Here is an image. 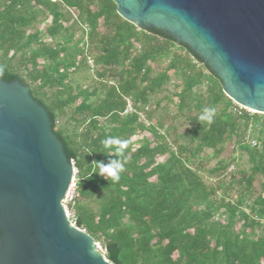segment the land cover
<instances>
[{"label":"trees","instance_id":"trees-1","mask_svg":"<svg viewBox=\"0 0 264 264\" xmlns=\"http://www.w3.org/2000/svg\"><path fill=\"white\" fill-rule=\"evenodd\" d=\"M0 67L47 110L78 171L76 226L108 262L264 264V119L232 113L188 46L124 21L111 0H0ZM127 98L135 113L124 115ZM204 107L216 109L211 125ZM108 137L128 142L118 182L95 168L119 158Z\"/></svg>","mask_w":264,"mask_h":264},{"label":"water","instance_id":"water-1","mask_svg":"<svg viewBox=\"0 0 264 264\" xmlns=\"http://www.w3.org/2000/svg\"><path fill=\"white\" fill-rule=\"evenodd\" d=\"M117 15L188 46L223 94L264 115V0H111ZM73 177L47 110L0 79V264H111L66 216Z\"/></svg>","mask_w":264,"mask_h":264},{"label":"clouds","instance_id":"clouds-1","mask_svg":"<svg viewBox=\"0 0 264 264\" xmlns=\"http://www.w3.org/2000/svg\"><path fill=\"white\" fill-rule=\"evenodd\" d=\"M0 75H3V68L0 67ZM215 107H204L201 115L198 117L200 122H206L211 125L215 117ZM105 148L116 146L115 151L119 158L110 159L107 163L103 161L95 162V168L98 170L97 174L102 177H109L113 182L120 180V174L125 171V165L128 162V157L125 156V149L128 146L126 140H121L118 137H108L101 141Z\"/></svg>","mask_w":264,"mask_h":264},{"label":"built area","instance_id":"built-area-1","mask_svg":"<svg viewBox=\"0 0 264 264\" xmlns=\"http://www.w3.org/2000/svg\"><path fill=\"white\" fill-rule=\"evenodd\" d=\"M87 64H88V67L92 70V67H93V64H92V61L90 59L87 60ZM125 103H126V108H125V111H124V115L126 114H131V113H135V110L133 109L132 107V102L130 99H125ZM234 104V103H233ZM145 111H147V109H145ZM243 112H247L249 114H255L254 112L250 111V110H247L237 104H234V107L232 108V113L236 114V115H240L241 113ZM138 117H139V121H141L142 123H144L146 126H148V122L146 121V118H145V114L144 112H139L138 113ZM247 143L252 147H257V142L255 140H251V139H248L247 140ZM71 164L73 165V177H72V180L70 182V185H69V188H68V191L65 195V200H68V201H73V196L76 192V183H75V180L76 178L78 177V171L77 169L75 168L74 166V162L71 160L70 161ZM65 212H66V216H67V219L69 220V222L72 224V226H76V223L75 222H72L70 220V217L71 215L69 214V212L66 210L65 208ZM80 229V228H79ZM81 231H83L82 229H80ZM95 246L97 247V249L103 254L105 255V251L102 249V247L98 244V243H95Z\"/></svg>","mask_w":264,"mask_h":264},{"label":"rangeland","instance_id":"rangeland-1","mask_svg":"<svg viewBox=\"0 0 264 264\" xmlns=\"http://www.w3.org/2000/svg\"><path fill=\"white\" fill-rule=\"evenodd\" d=\"M39 28H42V26H40ZM86 64H87V62H86ZM87 66H88V64H87ZM94 67H92V69H93ZM91 70V69H90ZM258 116L259 117H261V119H264V116L263 115H260V114H258ZM190 125H188V124H185L183 127H181L180 128V132H182L183 130H184V128H187V127H189ZM251 137H253V133H252V131L249 129V131H248V133L246 134V136H245V141L247 142V140L248 139H251V140H254L253 138H251ZM150 138V137H149ZM233 145L232 144H227L226 145V147H225V158H227V157H230L231 156V154L233 153ZM207 153H209V151L207 152ZM235 157H236V159H237V163L239 164V166H242V167H247V163H246V155L244 154V153H242V152H240V151H235ZM212 165H213V163H210V164H208V166L209 167H212ZM231 170H233V169H231ZM75 183L77 184V178H76V180H75ZM73 201L75 200V198H76V192H75V194H74V196H73ZM73 201H68V200H66L65 202H64V206H65V208H66V210L69 212V214L71 215V217H70V220L72 221V222H75L76 221V218H75V212H74V209H73ZM99 244V243H98ZM100 245V244H99ZM101 246V245H100Z\"/></svg>","mask_w":264,"mask_h":264}]
</instances>
